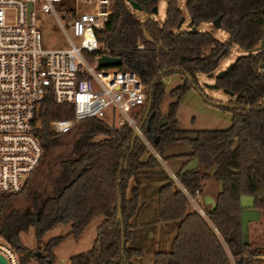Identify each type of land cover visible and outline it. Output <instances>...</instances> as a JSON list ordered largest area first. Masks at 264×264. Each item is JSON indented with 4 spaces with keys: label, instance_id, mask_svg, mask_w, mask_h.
Masks as SVG:
<instances>
[{
    "label": "trees",
    "instance_id": "obj_1",
    "mask_svg": "<svg viewBox=\"0 0 264 264\" xmlns=\"http://www.w3.org/2000/svg\"><path fill=\"white\" fill-rule=\"evenodd\" d=\"M131 1L149 15L159 0ZM184 8L191 26L196 28L194 32L187 28L178 31L182 12L177 0L166 2L161 23L139 21L125 0H111L100 31V45L120 58L119 69L136 73L146 93L150 90L149 111L154 112L148 128L143 125L141 136L132 142L133 129L129 125L109 127L97 117L74 126L81 129L54 133L48 129L49 121L71 118V106L54 103L49 97L40 103L35 114V135L42 157L20 192L3 195L0 206V236L18 254L19 264H53L52 249L68 236L78 237L93 218L101 220L91 247L70 256L67 264H133L131 260L140 256L139 249L128 245L138 209V176L162 170L155 154L181 163L174 171L175 179L160 172L163 180L156 190L157 221L173 223L175 230L170 248L154 252L152 264H231L230 259L233 264L264 263L259 258L264 255V247L242 244L239 220L240 196L252 197L253 207L264 211V71L258 68L264 64V42L258 48L264 37V0H185ZM217 16L220 28L243 52L215 80L218 88L232 93L233 100L228 102L231 107L218 106L231 111L230 123L223 129L182 130L174 117L176 101L170 102L164 113L158 111L164 94L162 78L170 73L181 75V83L169 91L170 96L178 98L185 89L197 88V73L207 74L217 68L229 46L210 31H197L200 23L211 22ZM146 98L134 110L132 119L136 123ZM175 141L186 142L189 150L163 157V148ZM56 148L61 151L55 153ZM194 157L196 168L182 172ZM43 158L48 161L47 188L33 183ZM208 180L218 189L213 208L201 201V214L181 188L194 197L195 191L202 193V183ZM25 190H31L33 199L25 223L34 228L37 242L59 223L68 224L66 233L49 238L35 250L21 243L19 231L24 220L10 209V199ZM117 196L121 222L116 219Z\"/></svg>",
    "mask_w": 264,
    "mask_h": 264
},
{
    "label": "built area",
    "instance_id": "obj_2",
    "mask_svg": "<svg viewBox=\"0 0 264 264\" xmlns=\"http://www.w3.org/2000/svg\"><path fill=\"white\" fill-rule=\"evenodd\" d=\"M55 3L64 8L59 15ZM36 6L53 16L65 47H40ZM110 7L111 0H0V205L3 195L20 192L21 176L30 175L42 157L35 114L46 97L72 109L71 118L49 121L54 133H67L90 117L109 127L135 129L128 112L145 100L137 74L97 63L101 55L117 57L100 45ZM181 189L193 203L194 197ZM0 255L6 264H19L18 254L1 236Z\"/></svg>",
    "mask_w": 264,
    "mask_h": 264
},
{
    "label": "rangeland",
    "instance_id": "obj_3",
    "mask_svg": "<svg viewBox=\"0 0 264 264\" xmlns=\"http://www.w3.org/2000/svg\"><path fill=\"white\" fill-rule=\"evenodd\" d=\"M65 1L68 2V0ZM167 1L168 0H159L155 11L149 15L145 14L140 10L132 9L127 3L126 4L129 6L131 12L139 21L151 19L157 23H161L164 18V9ZM184 2L185 0H177L178 7L182 12V16L184 17V21L180 24L178 31L185 30L186 23L188 21V16L184 8ZM53 8L57 15H59L64 10L61 4L56 3L53 5ZM9 12L10 14H12V10H10ZM35 19L37 24V30L39 32V45L41 48H62L66 46L65 36L57 27L56 21L51 14L44 13L38 10L37 8L35 10ZM197 31H210L216 39L222 42H226L228 38V35L225 31H223L221 28H215L211 22L200 23L197 26ZM242 53L243 52L236 45L232 44L231 46H229L228 54L218 62L217 68L213 72L216 73L217 71L224 69L234 59L235 56ZM98 70L99 69H97V71ZM181 81V75L178 73H170L162 78V82L164 85V94L158 105L159 113H164L167 109L168 104L172 101H176L174 117L176 119L177 128L187 130L223 129L228 127L231 118V111L226 108L211 106L207 103V101L212 100V102L216 101L227 104L228 102H231L233 100V96L224 93L220 88H206L204 86V83H212L214 79L211 77H206V74L202 73L196 74V83L198 89L195 87H189L185 89L178 98L170 96L169 91L178 84H180ZM144 91L146 98L147 93L145 89ZM133 113L134 110H131L128 112V115L133 117ZM77 128L81 129L82 126L78 125L76 127H73L72 129ZM138 135L141 136V132H139ZM142 139L144 140V143L146 144L147 148L151 150V147L148 142L143 137ZM188 150L189 147L186 142L175 141L166 145L163 148L162 155L163 157L169 155H177L185 153ZM59 151H61V148H56L54 152L58 153ZM164 160V164L167 167L173 168V162L170 161V159L168 160L166 158ZM175 162L178 164L177 160H175ZM179 162H181V160ZM47 164L48 161L44 159L41 165L42 168L39 169L33 176L34 185L40 184L41 186H43V188L48 187L49 175L48 177L46 176L48 169L45 168ZM161 168L165 173L168 174L163 165H161ZM162 170L158 171L161 172ZM26 179L27 176H21V180L23 182ZM161 179H163L162 173H157V175L153 174L150 176L144 175L139 177L140 187L138 196V209L132 220L133 223H135V226L132 229V235L128 245L139 249L140 256L131 260L133 264H152V256L154 252L168 250L170 248L171 233L169 231V228L167 227L169 225H164L163 223L157 221L156 190L162 182ZM210 182L213 184L212 186L216 184L211 180ZM2 199L3 196L1 198L0 206H2ZM198 201V205L203 207V204H201V200ZM10 203V209L14 210L17 217H20L24 220V223L22 224V229L19 231V239L21 243L29 250H35L37 249V246L41 248L49 238L64 234L68 230V224L59 223L53 229L48 231L42 237V239L37 242L34 237V228L28 223H25V215L27 214V212H29L31 206L33 205L31 190L22 191L19 195L12 197L10 199ZM98 219L100 218H95V220ZM93 227L94 223H91L84 236H86L88 232H92ZM69 240L70 241H67L69 242V244L64 243L62 250H66L68 253L71 254L73 253V255L85 252L91 247L87 244H85L84 246H78L73 243L72 245L70 243L74 242V239L70 238ZM56 258L57 257H55V259ZM26 264L36 263L34 261H29L26 262Z\"/></svg>",
    "mask_w": 264,
    "mask_h": 264
},
{
    "label": "water",
    "instance_id": "obj_4",
    "mask_svg": "<svg viewBox=\"0 0 264 264\" xmlns=\"http://www.w3.org/2000/svg\"><path fill=\"white\" fill-rule=\"evenodd\" d=\"M126 3L130 6V8L135 9V10H140V7L132 2L131 0H125ZM30 8V4H28V9ZM219 18L220 16H217L215 19H213L211 21L212 25L215 28H220V24H219ZM184 21V17L181 16L178 23H177V27L180 26V24ZM186 28L189 32H194L196 30L195 27L191 26V21L190 19H188L187 23H186ZM264 42V37L262 38V40L260 41V44L258 46L261 47L263 45ZM228 46L232 45L231 39L230 37L227 38L226 41ZM232 60L224 69L217 71L216 73L214 72H209L206 74V77H211L214 79V81L212 83H204V86L206 88H218V85L215 83V80L219 77H221L226 71H228L229 67L233 64ZM120 58L119 57H111V56H107V55H101L97 58V63L99 67H108V66H118L120 64ZM258 68L261 70H264V64H259ZM162 72L159 74L161 75ZM262 85L264 86V80L262 82ZM222 91L230 96H232V93L229 92L226 89H222ZM209 104H212L213 106H219V105H228L229 107H231L232 105L230 104H226V103H221V102H216V101H207ZM149 107H150V90H148L147 92V98H146V104L143 110V114L140 118V120L138 121V123L136 124L135 129L132 131V137H131V142L134 140V138L138 135V133L140 132L141 127L144 125L145 128H148L149 125V120L150 118L153 116L154 112L153 111H149ZM198 162H197V158H192L189 162H187L184 167L182 168V172H187L190 171L194 168H196ZM172 178H175L174 175L171 176ZM202 202L205 205H209V208H213L214 207V200L212 197L208 196V195H203L201 197ZM239 206L241 208L240 213H239V220H240V229H241V242L243 245H247L248 244V239H247V228H248V223L251 221H256L259 218V213L260 211L255 209L253 207V199L252 197L249 196H240L239 198ZM116 219L121 222V214H120V196H117L116 199ZM121 227V225H120ZM122 247H123V238L121 236V240H120V253L122 252ZM0 264H6L5 259L0 255Z\"/></svg>",
    "mask_w": 264,
    "mask_h": 264
},
{
    "label": "crops",
    "instance_id": "obj_5",
    "mask_svg": "<svg viewBox=\"0 0 264 264\" xmlns=\"http://www.w3.org/2000/svg\"><path fill=\"white\" fill-rule=\"evenodd\" d=\"M209 105L213 106L212 104H209ZM187 130H192V129H187ZM155 155H156V158L158 159V161L160 162V165L164 166V168L168 172L169 176L171 177L172 175H174V171L178 168V166L181 163V162H179L180 160H177L178 161V164H177L175 162V160H171L170 159V161L173 162V164H172L173 168H169V167H167L164 164V162H165L164 159H162L157 154H155ZM157 173L161 174L159 171L156 170L154 172L143 173V174L139 175L138 177H141V176H144V175L150 176V175H153V174L157 175ZM161 180H163V179H161ZM212 185L213 184L210 182V180L203 182L202 183V193H195L194 202L193 203L190 202L191 206L193 208H195L196 210H198V212H200L201 214H202V210H201L200 206L198 205V202H199L198 200L202 201L201 197L203 195H208V196L213 198L214 194L216 193V191L218 189V185H216V184H214V186H212ZM100 220L101 219L95 220V218H93L86 225V227L83 229V231L80 233V235L78 237L74 238V237L68 236L65 239H63L58 245H56L52 249V251H53L52 252V254H53V264H67V259L70 256L73 255V253L71 254V253H68L66 250H64V251L62 250V247H63L64 243H68L69 244V242H67V241H70L69 240L70 238L74 239V242L70 243L72 245H73V243H75L78 246L79 245L84 246L85 244H87L88 246H91V244L93 243L94 238H95L96 226L99 224ZM91 223H94L93 231L92 232L91 231L88 232V234L86 236H84L85 232L87 231V229H88L89 225H91ZM163 224L164 225H169L167 227L169 228V231L171 233V238H172L174 230H175V225L173 223H163ZM247 239H248V244H250L253 247H264V211H260L258 220L251 221V222L248 223ZM55 257H57V258L55 259ZM259 258L264 262V255L259 256ZM230 262H231V264H233L231 259H230Z\"/></svg>",
    "mask_w": 264,
    "mask_h": 264
}]
</instances>
